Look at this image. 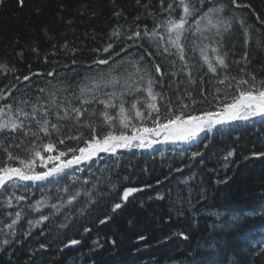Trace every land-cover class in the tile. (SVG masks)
I'll use <instances>...</instances> for the list:
<instances>
[{
	"label": "trees",
	"instance_id": "1",
	"mask_svg": "<svg viewBox=\"0 0 264 264\" xmlns=\"http://www.w3.org/2000/svg\"><path fill=\"white\" fill-rule=\"evenodd\" d=\"M246 94L264 0H0V264H264V113L124 148Z\"/></svg>",
	"mask_w": 264,
	"mask_h": 264
},
{
	"label": "rangeland",
	"instance_id": "2",
	"mask_svg": "<svg viewBox=\"0 0 264 264\" xmlns=\"http://www.w3.org/2000/svg\"><path fill=\"white\" fill-rule=\"evenodd\" d=\"M258 106L262 108L261 111H257ZM263 113L264 98L246 94L228 105V108L223 111L213 112L188 121L176 120V122H172L162 128L159 134H156L158 131H153L147 134L148 136L140 137L141 139H127L128 145L124 147H134L137 143L139 147H145L148 146L147 143L158 141L164 136H166L164 138L171 139L172 141L184 139L190 141L196 134L202 132V130H208L214 125L217 126L222 123L233 122ZM108 149V152L112 153L114 151L116 152L117 147H110Z\"/></svg>",
	"mask_w": 264,
	"mask_h": 264
},
{
	"label": "bare ground",
	"instance_id": "3",
	"mask_svg": "<svg viewBox=\"0 0 264 264\" xmlns=\"http://www.w3.org/2000/svg\"><path fill=\"white\" fill-rule=\"evenodd\" d=\"M188 120H190V119H188ZM188 120H184V121H188ZM162 128H164V127H162ZM131 138H133L134 140L141 139L140 137L139 138L131 137ZM159 141H160V139L158 141L147 143L148 146H145V147L144 146L143 147H139L138 143H137V144L134 145V147L131 146V147H128V149L133 150V151H148L150 149H156V148L158 149L160 147L159 146L160 145ZM118 150H119V148L117 149V151ZM131 194L132 193H128V194H126V196H130Z\"/></svg>",
	"mask_w": 264,
	"mask_h": 264
}]
</instances>
